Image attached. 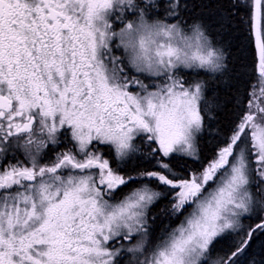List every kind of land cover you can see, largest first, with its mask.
Segmentation results:
<instances>
[{"label": "snow or ice", "instance_id": "1", "mask_svg": "<svg viewBox=\"0 0 264 264\" xmlns=\"http://www.w3.org/2000/svg\"><path fill=\"white\" fill-rule=\"evenodd\" d=\"M0 264H264V0H0Z\"/></svg>", "mask_w": 264, "mask_h": 264}, {"label": "clouds", "instance_id": "2", "mask_svg": "<svg viewBox=\"0 0 264 264\" xmlns=\"http://www.w3.org/2000/svg\"><path fill=\"white\" fill-rule=\"evenodd\" d=\"M150 27L141 28L134 31L129 37L137 50L141 48L155 52L157 47L163 43L171 45L173 49L179 51L182 57L189 58L209 57L210 53H215V49L204 45L202 40L197 39L196 29L185 31L182 27L169 33L167 36L158 34L155 23L148 22ZM197 59V63H198Z\"/></svg>", "mask_w": 264, "mask_h": 264}, {"label": "trees", "instance_id": "3", "mask_svg": "<svg viewBox=\"0 0 264 264\" xmlns=\"http://www.w3.org/2000/svg\"><path fill=\"white\" fill-rule=\"evenodd\" d=\"M244 35H246V31L240 34V41L243 42L244 48L242 53H235L234 55H243L247 58H251V45L244 39Z\"/></svg>", "mask_w": 264, "mask_h": 264}]
</instances>
